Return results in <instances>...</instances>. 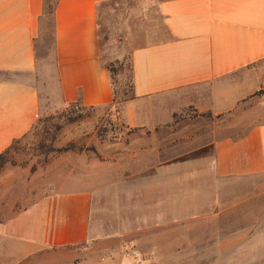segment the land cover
I'll use <instances>...</instances> for the list:
<instances>
[{"label": "crops", "instance_id": "0c3cea01", "mask_svg": "<svg viewBox=\"0 0 264 264\" xmlns=\"http://www.w3.org/2000/svg\"><path fill=\"white\" fill-rule=\"evenodd\" d=\"M115 1L58 0L54 84L61 106H112L99 7ZM156 13L149 44L132 53L128 124L164 127L195 106L242 118L230 127L235 133L215 134L211 152L168 159L141 178L50 187L0 220V264L70 248L83 256L66 259L70 264H264V0H160ZM45 18V0H0V73L11 77L0 79V154L41 116L37 83L47 72L37 41ZM198 228L211 230L204 249L193 246ZM127 242L139 259L124 255ZM93 247L100 251H88ZM106 252L112 258L103 262Z\"/></svg>", "mask_w": 264, "mask_h": 264}, {"label": "rangeland", "instance_id": "374dc122", "mask_svg": "<svg viewBox=\"0 0 264 264\" xmlns=\"http://www.w3.org/2000/svg\"><path fill=\"white\" fill-rule=\"evenodd\" d=\"M159 1L121 0L110 2L101 10L100 58L104 65L125 62L123 74L116 75L114 81L120 98L122 84L127 85L128 91L124 98L127 102L107 108L61 106L56 101L53 18L47 15L37 41L39 63L47 72V77L38 79L37 83L41 95L40 124L27 135L20 155L0 173V220L12 216L24 203L35 200L50 187L92 186L118 178H141L168 159L192 158L211 152L209 146L216 136L219 139L233 136L235 132L230 127L242 118L214 115L195 106L175 114L173 122L164 127L149 129L128 124L124 108L133 101L132 53L149 44V28L159 25L156 16ZM1 78L11 77L0 73ZM206 232L211 233L210 228L193 230V237L198 239L193 240V246L200 249L208 246L204 243ZM84 247L89 249L91 245L81 249ZM93 249L88 251L95 252L98 247ZM81 257L70 248L20 264H70L66 259ZM111 258L112 254L106 252L101 261Z\"/></svg>", "mask_w": 264, "mask_h": 264}, {"label": "trees", "instance_id": "16d2710c", "mask_svg": "<svg viewBox=\"0 0 264 264\" xmlns=\"http://www.w3.org/2000/svg\"><path fill=\"white\" fill-rule=\"evenodd\" d=\"M57 2H58V0H56L55 5H53L52 4V0H45V14L49 15V16H52L53 19H54L55 8H56ZM107 4L108 3H106V4L102 5L101 7H99V17H100V13H101L102 8L105 5H107ZM99 27H100V23H99ZM100 61H101V58H100ZM101 63H102V61H101ZM102 65L108 71V73L110 75V78H111V83H112V86H113L114 99H113L112 106L121 105V104L127 102L128 99H124V98H126L128 96L127 85L122 84L121 87H123V97L120 98L119 94L117 92V89H116L115 81H114V77L116 75L123 74L125 62L124 61H116L114 63H110L109 65H104L102 63ZM130 92L133 95L131 100H134L135 99V95H134V80H133L132 61H131V91ZM78 106H80V105H78ZM81 107H83V106H81ZM83 108L86 109V107H83ZM79 109H82V108H77L78 111H79ZM90 109H96V108H90ZM39 121H40V119H38V121L35 124V126L33 127V129H36L38 127V125L40 124V123L38 124ZM32 130L30 131V133L32 132ZM39 133H38V130H37V132H36V136L37 137H38ZM26 139H27V136L21 138L20 140L14 141L13 144L7 150H5L3 153L0 154V173L8 165H10L14 161L16 156L20 155V151H21L20 147H21V145L24 143V141Z\"/></svg>", "mask_w": 264, "mask_h": 264}, {"label": "built area", "instance_id": "2783aa9c", "mask_svg": "<svg viewBox=\"0 0 264 264\" xmlns=\"http://www.w3.org/2000/svg\"><path fill=\"white\" fill-rule=\"evenodd\" d=\"M123 251H124V255L127 258L137 260L140 257L139 252L137 251V249L134 246V243H128L125 246V248L123 249Z\"/></svg>", "mask_w": 264, "mask_h": 264}]
</instances>
